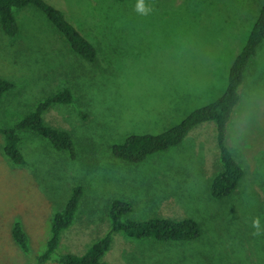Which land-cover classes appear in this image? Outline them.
Instances as JSON below:
<instances>
[{
	"label": "rangeland",
	"instance_id": "rangeland-1",
	"mask_svg": "<svg viewBox=\"0 0 264 264\" xmlns=\"http://www.w3.org/2000/svg\"><path fill=\"white\" fill-rule=\"evenodd\" d=\"M97 47L76 53L38 7L16 9V36L0 23V76L14 83L0 102V126H11L38 100L69 88L75 100L44 114L71 133L75 156L35 131H23L26 164L5 153L0 133V264H34L47 249L52 218L73 188L83 195L76 221L61 234L59 253L83 254L111 227L114 198L130 200L132 217L193 218L198 239L164 242L114 233L104 264H264V40L248 66L243 100L234 109L228 144L244 170L229 197L211 193L222 170L217 124L193 128L178 146L131 162L114 146L132 134H159L225 91L263 0H47ZM237 118L250 127L235 135ZM259 218L261 235L254 236ZM22 223L31 253L14 238ZM45 264H59L50 260Z\"/></svg>",
	"mask_w": 264,
	"mask_h": 264
},
{
	"label": "trees",
	"instance_id": "trees-1",
	"mask_svg": "<svg viewBox=\"0 0 264 264\" xmlns=\"http://www.w3.org/2000/svg\"><path fill=\"white\" fill-rule=\"evenodd\" d=\"M29 5L38 7L47 15L76 53L90 61L96 59L98 54L96 45L68 19L62 9L47 0H0V23L5 33L10 36L18 35L20 26L15 11ZM263 40L264 3L244 47L230 67L228 85L223 94L209 104L193 110L181 122L162 133L128 136L123 143L114 146V153L131 162H140L152 153L180 145L189 132L199 124L215 121L222 170L212 181L211 193L218 199L235 193L244 176V170L235 155L225 149L229 145L227 141L229 124L234 109L241 100V88L245 82L248 66ZM14 86L12 81L0 76V102ZM74 100L73 92L69 88H63L38 100L35 108L17 123L0 126V133L5 136V153L15 164L22 165L27 162L21 147L23 131H35L49 138L56 149L69 152L72 157L75 156V142L71 133L44 120L45 112L52 106L58 103H71ZM82 195V186H75L66 205L54 213L47 249L36 256L34 264H45L50 260L59 264H104V258L112 247L116 232H123L139 239L186 242L198 239L203 231L201 224L193 218L175 219L155 216L136 220L132 217L133 203L124 198H114L109 208L111 227L105 235L98 238L83 254L69 252L57 254L62 232L76 221ZM13 235L23 250L31 253L30 237L22 223H17Z\"/></svg>",
	"mask_w": 264,
	"mask_h": 264
},
{
	"label": "clouds",
	"instance_id": "clouds-1",
	"mask_svg": "<svg viewBox=\"0 0 264 264\" xmlns=\"http://www.w3.org/2000/svg\"><path fill=\"white\" fill-rule=\"evenodd\" d=\"M135 10L141 15H148L152 11V8L146 7L144 0H138ZM236 126L238 129V131L235 132L236 136L243 138L250 134V127L246 126V122L242 118H237ZM234 142L235 141L230 142L229 145L225 147L226 151L230 154H233L231 144ZM252 227L256 230L252 233L254 236L262 234L259 218L253 220Z\"/></svg>",
	"mask_w": 264,
	"mask_h": 264
},
{
	"label": "crops",
	"instance_id": "crops-1",
	"mask_svg": "<svg viewBox=\"0 0 264 264\" xmlns=\"http://www.w3.org/2000/svg\"><path fill=\"white\" fill-rule=\"evenodd\" d=\"M257 53H258V52H257ZM257 53H256V54H257ZM256 54H255V55L253 56V58L251 59L250 64H252V61H253V59L255 58ZM250 64H249V65H250ZM247 70H248V69H247ZM246 75H247V72H246ZM245 79H246V78H245ZM243 91H244V90L241 89V100L239 101L238 104H240V103L242 102V100H243ZM238 104H237V105H238ZM237 105H236V106H237ZM235 108H236V107H235Z\"/></svg>",
	"mask_w": 264,
	"mask_h": 264
}]
</instances>
